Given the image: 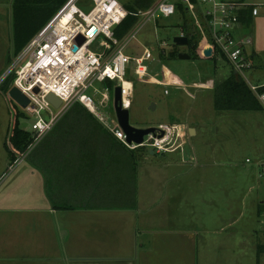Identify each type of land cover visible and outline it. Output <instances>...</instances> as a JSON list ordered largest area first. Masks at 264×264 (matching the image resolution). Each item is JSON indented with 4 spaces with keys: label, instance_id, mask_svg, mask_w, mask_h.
I'll list each match as a JSON object with an SVG mask.
<instances>
[{
    "label": "crops",
    "instance_id": "1",
    "mask_svg": "<svg viewBox=\"0 0 264 264\" xmlns=\"http://www.w3.org/2000/svg\"><path fill=\"white\" fill-rule=\"evenodd\" d=\"M12 44L14 17L0 14L4 57ZM98 124L90 112L69 111L34 148L44 145L27 165V195L0 190V264H201L207 236L224 227L196 216V188L173 184L180 160L167 155L175 153L152 167L157 154L131 152Z\"/></svg>",
    "mask_w": 264,
    "mask_h": 264
},
{
    "label": "rangeland",
    "instance_id": "2",
    "mask_svg": "<svg viewBox=\"0 0 264 264\" xmlns=\"http://www.w3.org/2000/svg\"><path fill=\"white\" fill-rule=\"evenodd\" d=\"M157 1L117 0L124 7ZM13 2L0 0V14L11 20ZM78 3L86 12L93 6V0H79ZM181 23L179 16L162 19L158 26L148 23L128 52L140 54L145 46L157 49L160 42H167L169 47L166 50L170 52L174 49V38L180 35ZM243 34L256 41V48L258 50L259 46L262 55L256 58L255 69L246 75L253 84L264 85V9L250 25L243 27ZM1 48L0 78L16 60L13 44L10 54L5 57ZM177 48L180 53H188V47ZM148 65L150 76L143 81L134 78L130 124L136 128L185 125L188 132L184 153L167 155L180 160V164L171 170L176 178L173 184L184 181L190 192L192 187L196 188L193 190L196 213L199 214L196 216H200L205 224L212 226L218 222L220 229L224 227L219 235L207 236V251L201 254V264H262L264 254L258 257V253L264 245V179L259 178L255 163L264 157V113L215 110V86L232 71L223 61L214 63L202 57L167 62L156 59ZM166 89L169 95H165ZM15 119L21 129L29 133L33 131L35 116L0 88V179L3 178L0 190L7 193L19 191L24 196L26 190H30L31 181L27 165L41 156L44 145L41 143L33 149L24 163L15 164L5 149L6 142L11 145L9 139ZM190 129L196 133L191 135ZM142 153L146 151L142 150ZM247 159L253 164H248ZM152 160L151 166L154 167L164 164L167 157L155 155ZM182 176L186 179L179 178ZM201 177L211 180L202 184L203 189L194 183ZM34 192L39 194L38 189ZM34 202L36 205L39 201L36 198Z\"/></svg>",
    "mask_w": 264,
    "mask_h": 264
},
{
    "label": "built area",
    "instance_id": "3",
    "mask_svg": "<svg viewBox=\"0 0 264 264\" xmlns=\"http://www.w3.org/2000/svg\"><path fill=\"white\" fill-rule=\"evenodd\" d=\"M78 2L69 0L0 78V88L10 80L9 90L16 87L29 99L25 110L35 116L32 143L15 164L24 163L29 153L78 104L130 151L143 148L157 155L183 154L188 132L185 125H159L156 134L145 136L142 144L129 143L114 104L115 88L120 87V104L130 110L134 78L146 79L150 76L148 64L156 59L161 61V53H170L166 50L167 42H160L157 49L145 46L140 54L129 53L132 43L148 23L158 26L160 20L173 16L182 19L180 37L188 38L189 34L197 38V56L227 63L247 83L264 113V91H260L264 85L253 84L246 75L256 66L254 42L243 34L242 21L248 12L253 18L258 17L264 9V0H158L132 14L136 23L121 39L116 29L130 14L123 5L117 0H93L91 10L86 12ZM80 37L84 41L79 45ZM208 49L212 50L209 58L204 54ZM50 94L61 101L58 108L47 100ZM165 95H169V90H165ZM246 162L253 164L251 159ZM255 165L259 178L264 179V157ZM2 182L3 178L0 185Z\"/></svg>",
    "mask_w": 264,
    "mask_h": 264
},
{
    "label": "trees",
    "instance_id": "4",
    "mask_svg": "<svg viewBox=\"0 0 264 264\" xmlns=\"http://www.w3.org/2000/svg\"><path fill=\"white\" fill-rule=\"evenodd\" d=\"M69 0H14L13 2V17H14V47L16 56L24 49V47L31 41V39L44 28L52 18L59 12V10L68 2ZM79 6H81L78 3ZM153 4H145L125 7L129 12V16L122 22L120 26L117 27L116 33L118 38H123L129 30L136 23V17L132 15L138 10H143L149 8ZM180 11L184 13V10L180 8ZM253 17L250 12L243 17V24L250 25ZM186 28V27H185ZM189 45L187 52L191 55L192 59H197L196 54L198 40L195 36H189ZM174 44V49L167 54H160L161 61L167 62L169 60H178L180 51ZM217 63V60H211ZM10 85V80L7 81L3 90L8 92ZM110 87L113 86L109 83ZM264 91V87L260 89ZM76 105L70 112H88L83 106ZM214 107L216 111L219 112H263V108L258 102L256 96L253 94L247 83L240 77H238L233 71L228 76H225L222 80L218 81L215 86L214 91ZM94 119H96L94 117ZM97 120V119H96ZM74 122H84L87 121L82 117H74ZM99 123V121L97 120ZM99 127H103L101 123L98 124ZM104 128V127H103ZM10 143H5L7 151L11 154V157L16 161L17 157L26 151L32 143V134L21 129L19 127L18 121L15 119L14 127L10 135ZM146 151V149H138ZM136 150V151H138ZM135 152V151H131ZM67 209V208H66ZM264 254V245L258 253V257Z\"/></svg>",
    "mask_w": 264,
    "mask_h": 264
},
{
    "label": "water",
    "instance_id": "5",
    "mask_svg": "<svg viewBox=\"0 0 264 264\" xmlns=\"http://www.w3.org/2000/svg\"><path fill=\"white\" fill-rule=\"evenodd\" d=\"M83 41H84L83 38L80 37L78 39V44L80 45ZM174 44L181 47H187L189 45V40L187 37L177 36L174 38ZM73 50L76 51L77 47H74ZM204 54L206 57L209 58L212 55V50L208 49L204 52ZM178 58L182 61H188L192 59L191 55L185 52L180 53ZM36 92H38V90H36ZM8 95L13 101H15L18 105H20L24 109L27 108V106L29 105L30 102L29 99L16 87L11 88L8 91ZM47 100L51 104H53L55 108H58L61 104V101L54 94H50L47 97ZM120 100H121V89L120 87H116L114 91L115 110L119 124L123 129V131L125 132V134L127 135L128 138L127 140L129 143L142 144L144 142L145 136L150 134H154V135L156 134V132L159 130L156 127L136 128L132 126L130 124V111L122 108L120 104ZM154 107L155 106H153V108ZM195 133L196 132L194 129H190L191 135H194ZM151 153L155 154L154 151H152Z\"/></svg>",
    "mask_w": 264,
    "mask_h": 264
}]
</instances>
